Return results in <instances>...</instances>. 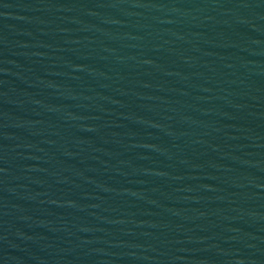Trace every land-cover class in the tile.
Listing matches in <instances>:
<instances>
[{
	"label": "water",
	"instance_id": "95a60500",
	"mask_svg": "<svg viewBox=\"0 0 264 264\" xmlns=\"http://www.w3.org/2000/svg\"><path fill=\"white\" fill-rule=\"evenodd\" d=\"M0 264H264V0H0Z\"/></svg>",
	"mask_w": 264,
	"mask_h": 264
}]
</instances>
